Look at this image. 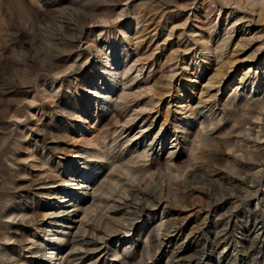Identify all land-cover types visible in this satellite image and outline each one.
<instances>
[{
  "label": "rangeland",
  "instance_id": "obj_1",
  "mask_svg": "<svg viewBox=\"0 0 264 264\" xmlns=\"http://www.w3.org/2000/svg\"><path fill=\"white\" fill-rule=\"evenodd\" d=\"M0 264H264V0H0Z\"/></svg>",
  "mask_w": 264,
  "mask_h": 264
},
{
  "label": "bare ground",
  "instance_id": "obj_2",
  "mask_svg": "<svg viewBox=\"0 0 264 264\" xmlns=\"http://www.w3.org/2000/svg\"><path fill=\"white\" fill-rule=\"evenodd\" d=\"M248 154V153H247ZM251 155H253L252 154V152L250 153ZM105 228L107 229V230H110V229H112L113 228V224L109 221H107L106 222V225H105Z\"/></svg>",
  "mask_w": 264,
  "mask_h": 264
}]
</instances>
